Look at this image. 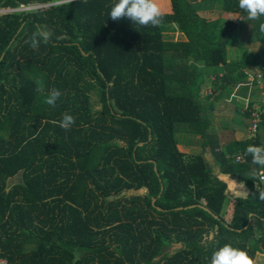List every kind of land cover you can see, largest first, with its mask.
Masks as SVG:
<instances>
[{
    "label": "trees",
    "instance_id": "obj_1",
    "mask_svg": "<svg viewBox=\"0 0 264 264\" xmlns=\"http://www.w3.org/2000/svg\"><path fill=\"white\" fill-rule=\"evenodd\" d=\"M113 2L0 0L11 8L0 13V256L8 264H210L229 244L254 259L264 252V226L256 232L264 181L252 172L264 168L246 148L264 146V106L254 135L211 143L220 173L248 191L228 217L227 183L201 151L178 146L175 129L207 143L206 104L245 82L246 65L261 69L264 92V50L245 52L246 42L264 41V17L249 21L238 0H169L161 25L138 27L113 21ZM35 3L47 5L21 8ZM203 8L240 19H208ZM38 30L51 40L34 49L26 41ZM212 75L214 91L203 94ZM241 86L256 89L254 80ZM53 88L62 93L55 107L45 103ZM64 113L75 117L69 130L59 126Z\"/></svg>",
    "mask_w": 264,
    "mask_h": 264
},
{
    "label": "crops",
    "instance_id": "obj_2",
    "mask_svg": "<svg viewBox=\"0 0 264 264\" xmlns=\"http://www.w3.org/2000/svg\"><path fill=\"white\" fill-rule=\"evenodd\" d=\"M161 4H166V8H164L165 12H169L170 10V3L169 0H160ZM207 8L201 9L203 12H207ZM211 15L213 13H216L215 17H211L208 19H213L218 16L220 17H227L225 14L222 12H218L215 9H209ZM203 17L202 14H200ZM231 56L229 58H234L235 55L237 54L236 46H231ZM245 52L247 56L252 55L253 53H256L258 51L264 50V41L259 42V41H248L245 43ZM230 52V50L228 51ZM242 70L244 71L245 77L244 81L248 82L249 78L252 76L253 69L251 65H246L242 67ZM245 82H237L233 83L229 86V91L224 90L221 93V96H218L214 98L213 96L211 99H209V102L206 104V110L208 117L210 119V125L207 129V132L209 134V141L207 143L202 144V136L198 133L194 134L193 139H189L187 141L188 146L193 148H188V150H193V151H201L207 161L211 164L212 170L214 174H216L220 179L224 180L227 183V201L225 204V212L224 216L228 217L232 208V205L234 201L238 197L245 196L246 192L237 188V185H239L241 182L233 178L232 176L228 174H222L219 171V164L214 158L213 150H216V147L221 146L226 144L228 141L232 139H244L248 137V132H247V124H248V119L246 115L243 113V108L248 105L249 102H253L262 92L261 87L259 84H256V89L253 91L250 90V87L246 86H241ZM245 85H249L246 83ZM254 89V87H253ZM219 92L215 91L217 94ZM230 121V122H228ZM229 123V124H228ZM259 134L264 136V127L258 130ZM182 143V140H180ZM212 144H217L218 146H215L214 149L211 147ZM180 148V144H178ZM183 149V148H182ZM239 154V153H238ZM242 157V155H241ZM241 161V160H240ZM238 167H235L234 169H237ZM246 189V188H245ZM264 226L263 224H260L256 228V232H259L260 229ZM261 255H264V252L260 251H255V256H254V261L255 264H264V260L259 257Z\"/></svg>",
    "mask_w": 264,
    "mask_h": 264
},
{
    "label": "clouds",
    "instance_id": "obj_3",
    "mask_svg": "<svg viewBox=\"0 0 264 264\" xmlns=\"http://www.w3.org/2000/svg\"><path fill=\"white\" fill-rule=\"evenodd\" d=\"M63 4H71L73 0H61ZM238 7L247 14L249 21L260 20L264 17V0H238ZM167 13L161 6L160 0H114L111 4L109 15L113 21L121 19H130L133 24L138 27L159 26L163 22V17ZM238 19V16H228L226 19ZM240 19V18H239ZM259 31L264 33V22L259 24ZM51 40V33L46 30L34 31L26 43L34 49L38 48L41 43L47 44ZM40 82H38L39 84ZM42 85L38 87V91H42ZM62 95L59 89L53 88L45 99V103L55 107L56 102ZM75 123V117L71 114L64 113L59 121V126L65 130H69ZM246 153L251 156V163L264 168V146L248 145ZM252 176H258L254 169ZM236 187L248 192L245 185L241 182ZM257 193L260 200H264V187L257 183ZM210 264H255V261L249 256L247 251L235 248L226 244L218 248L211 256Z\"/></svg>",
    "mask_w": 264,
    "mask_h": 264
},
{
    "label": "built area",
    "instance_id": "obj_4",
    "mask_svg": "<svg viewBox=\"0 0 264 264\" xmlns=\"http://www.w3.org/2000/svg\"><path fill=\"white\" fill-rule=\"evenodd\" d=\"M42 5H47V3H35V4H29L27 6H23L25 8H32V7H38ZM253 73L252 76L249 78L248 82L251 80H254L255 83L259 84L260 87H262V82L260 81L261 78V69L259 67H253ZM215 78V75H212L210 77V81ZM211 83V82H210ZM203 94L211 95L213 93L211 87H206L205 90H203ZM264 106V92L262 91L260 95L250 104V110L248 113V124H247V132L248 135H254V132L257 129V126L260 122V114L263 110ZM246 107V106H245ZM235 160L240 161L242 160V157L240 154H237L235 156ZM258 179L260 181H264V173L261 170H258ZM0 264H8L7 258L4 256H0Z\"/></svg>",
    "mask_w": 264,
    "mask_h": 264
},
{
    "label": "rangeland",
    "instance_id": "obj_5",
    "mask_svg": "<svg viewBox=\"0 0 264 264\" xmlns=\"http://www.w3.org/2000/svg\"><path fill=\"white\" fill-rule=\"evenodd\" d=\"M49 4V3H48ZM27 6V5H26ZM161 6L163 7V8H166V4H161ZM21 8H25V7H21ZM30 8V7H29ZM8 10H11V8H6V7H4V8H0V13H2V12H6V11H8ZM198 13L199 14H202V15H204V16H207V18H211V17H215L216 16V13L214 14L213 13V15H211V13H210V10L208 9L207 10V12H203V11H201V9L200 10H198ZM231 16H236V14H230ZM229 15V16H230ZM211 16V17H210ZM231 19V18H230ZM171 35V33H169L168 34V36H170ZM174 36V35H173ZM166 37V36H165ZM175 38V37H174ZM233 40H234V38H233ZM232 40V41H233ZM227 47H230V45H228ZM231 51H232V49H230V52H228V57H230L231 56ZM211 81H208L207 82V84L208 85H206V87H211V89H212V91H214L213 90V88H212V86H211V83H210ZM205 87V88H206ZM205 88L203 89V90H205ZM203 90H202V93H204L203 92ZM92 100H94V97L92 96ZM94 107H98L99 105L97 104V103H95L94 102ZM228 122H230V121H228ZM229 124V123H228ZM181 125V124H180ZM193 133H191V132H186V131H184V130H181L180 128H176L175 129V136H176V138L177 139H179V141L180 140H182V143L181 142H179L178 144H180V146L184 149V150H188V148H193V146L192 147H189L188 146V143H187V141L189 140V138H192L193 137ZM132 191H128L127 192V194H130ZM175 246V245H174ZM259 256V255H258ZM259 257H261L263 260H264V255H261V256H259Z\"/></svg>",
    "mask_w": 264,
    "mask_h": 264
},
{
    "label": "water",
    "instance_id": "obj_6",
    "mask_svg": "<svg viewBox=\"0 0 264 264\" xmlns=\"http://www.w3.org/2000/svg\"><path fill=\"white\" fill-rule=\"evenodd\" d=\"M203 208L207 209L206 207H203Z\"/></svg>",
    "mask_w": 264,
    "mask_h": 264
}]
</instances>
